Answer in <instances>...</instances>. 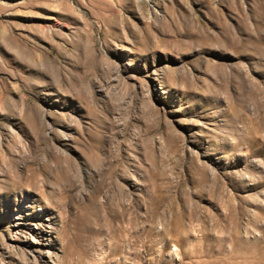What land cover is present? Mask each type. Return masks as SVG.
I'll return each instance as SVG.
<instances>
[{"label":"rangeland","instance_id":"obj_1","mask_svg":"<svg viewBox=\"0 0 264 264\" xmlns=\"http://www.w3.org/2000/svg\"><path fill=\"white\" fill-rule=\"evenodd\" d=\"M0 264H264V0H0Z\"/></svg>","mask_w":264,"mask_h":264},{"label":"bare ground","instance_id":"obj_2","mask_svg":"<svg viewBox=\"0 0 264 264\" xmlns=\"http://www.w3.org/2000/svg\"><path fill=\"white\" fill-rule=\"evenodd\" d=\"M228 222H229V223H228L229 225H232V226H239L238 223L235 222V221L233 220V218H231ZM225 228L227 229V228H228V225H226ZM225 241H226V240H225ZM228 241H229V244H231V242H234V241H235V237H233V236L230 237V239H229V240L227 239L226 242H228ZM236 246H237V244H236ZM236 246H235V247H236ZM253 246H254V245H253ZM229 247H231V245H229Z\"/></svg>","mask_w":264,"mask_h":264}]
</instances>
